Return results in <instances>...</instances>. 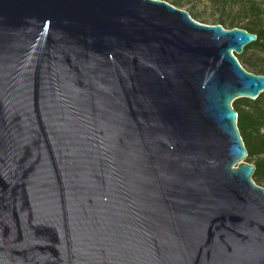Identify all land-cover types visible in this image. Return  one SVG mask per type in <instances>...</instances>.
I'll return each instance as SVG.
<instances>
[{
	"label": "water",
	"instance_id": "obj_1",
	"mask_svg": "<svg viewBox=\"0 0 264 264\" xmlns=\"http://www.w3.org/2000/svg\"><path fill=\"white\" fill-rule=\"evenodd\" d=\"M162 0H0V264H264L234 100L256 41Z\"/></svg>",
	"mask_w": 264,
	"mask_h": 264
},
{
	"label": "trees",
	"instance_id": "obj_2",
	"mask_svg": "<svg viewBox=\"0 0 264 264\" xmlns=\"http://www.w3.org/2000/svg\"><path fill=\"white\" fill-rule=\"evenodd\" d=\"M178 9H184L185 4L180 0H162ZM215 4L235 5L244 16L250 18L248 23H243L235 18L226 19L218 17L208 23L201 15L192 9H184L189 17L199 23L207 25H221L224 29H241L249 34L256 35V41L243 48V53L235 56L237 62L246 72L264 76V25L261 17L264 15V0H209ZM247 18V16L245 17ZM236 113V127L246 150V160L254 166L251 176L252 181L264 188V93L256 100L244 98L236 99L231 104Z\"/></svg>",
	"mask_w": 264,
	"mask_h": 264
},
{
	"label": "rangeland",
	"instance_id": "obj_3",
	"mask_svg": "<svg viewBox=\"0 0 264 264\" xmlns=\"http://www.w3.org/2000/svg\"><path fill=\"white\" fill-rule=\"evenodd\" d=\"M183 4H185L184 9H192L194 12L201 15L204 19H208V23H211L212 19H216L218 17H223L226 19L235 18L237 20L242 21L243 23H248L250 21L249 15L244 16V13L239 10V8L235 5H222L215 4L210 2L209 0H180ZM181 9V10H184ZM261 25H264V15L261 17ZM264 133V128L262 130ZM243 162L248 163L246 159Z\"/></svg>",
	"mask_w": 264,
	"mask_h": 264
}]
</instances>
